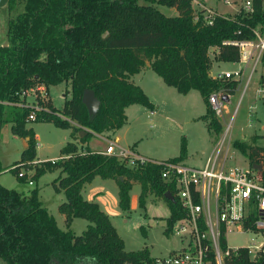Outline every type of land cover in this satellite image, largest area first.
I'll return each instance as SVG.
<instances>
[{
	"label": "trees",
	"instance_id": "obj_1",
	"mask_svg": "<svg viewBox=\"0 0 264 264\" xmlns=\"http://www.w3.org/2000/svg\"><path fill=\"white\" fill-rule=\"evenodd\" d=\"M263 1L251 0L250 14L230 17L216 13L208 24L203 20L204 10L194 11L192 0H22V9L7 19L6 45L0 44V129L12 122V133L28 138L14 164H26L36 155L34 131L26 128L29 109H11L9 114L6 110L17 106L23 89L35 81L47 86L64 82L63 107L58 110L51 104V110L37 113L34 121L71 128L74 136L84 129L79 139L86 142L93 134L120 128L126 122L128 105L153 109L142 88L130 79L147 63L177 92L199 91L206 105L199 119L219 134L222 125L209 105V95L233 94L239 82L212 77L209 54L213 51L221 62H237L238 48L224 42L253 38L252 29L264 25ZM16 4L17 0H8V10H16ZM157 5L173 7L177 14L167 15ZM85 89H91L99 100L94 115L82 101ZM232 146L249 163L263 159L264 147L239 140ZM61 154L67 157L42 161L35 167L33 179L60 168L52 185L66 198L58 206L66 228L59 227L42 204L37 187L24 193L0 183V260L6 264H153L147 248L124 250L109 216L96 202L84 199L81 191L95 176L113 179L119 208L125 212L130 207L129 191L138 183L141 208L150 192L167 203V233L183 213L177 199L170 201L164 196L167 191L172 193L173 187L160 179V166L147 163L130 167L103 151L79 152L72 142L61 148ZM186 155L183 139L179 154L171 160H184ZM73 218L88 222L79 235L70 228ZM226 264H264V253L254 261L247 249L240 248Z\"/></svg>",
	"mask_w": 264,
	"mask_h": 264
},
{
	"label": "rangeland",
	"instance_id": "obj_2",
	"mask_svg": "<svg viewBox=\"0 0 264 264\" xmlns=\"http://www.w3.org/2000/svg\"><path fill=\"white\" fill-rule=\"evenodd\" d=\"M229 1L230 3H226L224 0H209V4L214 6L219 14L225 16L231 17L236 13L243 12L242 5L245 0ZM16 5V10L12 12L8 10L7 4L4 9H0V43L5 38L7 19L15 15L16 11L22 9V0H17ZM157 6L162 12L169 14L170 7ZM196 11L198 12L199 8H196ZM209 57L212 76L219 71L235 70L237 68V64L234 62L218 61L213 51H210ZM248 72V69L243 71L242 77L245 76V79L238 89L224 101L227 111L220 116L216 115L221 122L222 130L215 135L207 128L206 122L198 118L206 110V105L199 91L193 90L189 94H181L174 87L166 85L162 78L152 71L149 75H151L150 79L156 83L154 84L155 89L151 93L153 99H155L156 112L152 116L148 115V108L145 112L136 115L130 112L129 121L119 131L120 143L122 145L130 144L128 148L136 143L143 154L154 156L158 160H166L179 154L181 141L184 139L189 159H185L183 162L189 165H201L210 153L212 145L216 143L215 140L219 141L226 134L220 157L222 158V155H225L224 166H250L246 156L232 146L234 140H239L255 147H264V101L254 96L255 82L257 81L256 72L253 74L246 91H244ZM66 87L64 82L48 85L50 99L46 105L50 109L51 104L58 110L63 107ZM69 96L68 94L67 97ZM11 109L20 110L21 108L19 106H8L6 108L8 114ZM7 124L5 123L1 127L0 133V180L7 185H11L7 188H14L21 192L24 191V193H28L34 187L39 188L43 205L51 210L55 216H59V212L55 209L56 203L59 202L57 200L58 195L52 185V181L57 174L52 172L53 170L46 171L37 180L34 179V182L37 181V185H29L26 181H19L16 173L9 169L11 168L9 167L10 164L12 165L14 161L20 159L22 140L13 136ZM26 124L27 127L33 128L35 135L38 137L36 141V161L33 159L26 163L30 176L34 173V168L41 164L39 161L67 157L61 155V148L70 140L68 128L58 127L52 122L28 121ZM106 137L109 139L114 138L112 135ZM92 139L91 146L94 147L95 142ZM102 143L104 149L107 146L106 138H103ZM59 155L61 156L59 157ZM262 158L258 163H264V156ZM56 170L60 171V168H56ZM139 192L140 185L136 184L131 194ZM146 198V209L141 208L137 201H132L128 211L118 210V213L111 217V221L124 242L125 251H137L147 248L153 257L165 256L171 250L179 247L178 236L173 230H169L167 233L164 231L167 225L166 217L168 216L165 202L151 192L147 194ZM145 213L147 214L145 215ZM57 222L59 227L64 229L63 220ZM87 223L85 219L76 218L70 228L76 234H81ZM254 240L252 235L232 232L227 234V242L232 247L247 245ZM0 264H6V262L0 260Z\"/></svg>",
	"mask_w": 264,
	"mask_h": 264
},
{
	"label": "built area",
	"instance_id": "obj_3",
	"mask_svg": "<svg viewBox=\"0 0 264 264\" xmlns=\"http://www.w3.org/2000/svg\"><path fill=\"white\" fill-rule=\"evenodd\" d=\"M230 3L229 0H224ZM242 13L253 10L251 0H245ZM216 12L204 9L203 20L212 23ZM253 38L225 41L224 44L238 48L239 59L235 70L219 71L212 77L238 81L245 79L244 91L253 74L257 73L254 96L264 101V25L253 29ZM249 67V68H247ZM259 74V75H258ZM228 94L221 92L209 95V105L215 115L227 111L224 101ZM17 106L28 108L27 121H34L37 113L50 111L48 86L35 81L23 89ZM103 153L113 155L130 167L147 163L159 165L160 179L171 184L174 199H177L183 215L176 218L171 226L179 240V247L165 256L153 257V264H226V259L240 248L247 249L251 260L256 261L264 253V179L262 171L252 164L248 167H225V155L221 149L225 136L217 142L214 151L205 158L201 166L189 165L183 160H158L136 153L132 148L120 147L114 139H106ZM228 149V148H227ZM55 160V159H54ZM52 160V161H54ZM25 163L13 164L18 177H24L29 185L34 184L33 174H28ZM247 234L254 241L242 246H229L228 233ZM223 239V242H222Z\"/></svg>",
	"mask_w": 264,
	"mask_h": 264
},
{
	"label": "crops",
	"instance_id": "obj_4",
	"mask_svg": "<svg viewBox=\"0 0 264 264\" xmlns=\"http://www.w3.org/2000/svg\"><path fill=\"white\" fill-rule=\"evenodd\" d=\"M234 2V1H233ZM6 7V5L5 6H2V7H0V9H4ZM158 7V6H157ZM192 7H193V9H194V11L195 12H197L196 11V8H199V11L200 10H204V9H211V10H213V11H215L217 14H219L218 13V11L216 10V8L214 7V6H212L211 4H209V0H192ZM160 9V8H159ZM263 9H264V7H263ZM198 11V12H199ZM166 14V13H165ZM177 14V11H176V9L175 8H173V7H170V9H169V14H167V15H176ZM221 14V13H220ZM222 15V14H221ZM6 43V34H5V38H3V40L1 41V45H3V44H5ZM221 62V61H220ZM152 69L150 68V66H149V63H147L146 64V66H144L139 72H137V73H135V74H133L132 76H131V80L136 84V85H138V86H140L141 88H142V90L144 91V93L148 96V98H149V100L153 103V109L152 110H148V115L149 116H152V115H154L155 114V112H156V109H157V107H156V105H155V103H154V100L155 99H153V97H152V91H153V89H155V86H154V84H156V83H154L151 79H150V76L151 75H149V74H151V72L153 71H151ZM163 80V79H162ZM166 84V83H165ZM167 85V84H166ZM239 85L240 84H238L237 85V87H236V90L238 89V87H239ZM193 90H195V89H191L187 94H189L191 91H193ZM235 90V91H236ZM245 91H246V89H245ZM244 92V91H243ZM224 94H227V93H224ZM229 95H231V94H228V96ZM228 96L226 97V96H224V98H227L228 99ZM226 99V100H227ZM125 115H126V122L120 127V128H118V129H116V130H113V131H106V132H103V133H100V134H93L91 137H90V139L88 140V141H86V142H81L80 141V139H79V137H81V136H83L84 134H82V135H80L79 133H77L75 136L74 135H72L71 134V128H68V130L70 131V140L69 141H67V142H72V143H74L75 145H76V149H77V151H79V152H86V151H97V152H101V151H103L104 149H103V143H102V140H103V138H106V139H109V138H107L106 136H114V140L116 141V143L120 146V147H123V148H128L129 147V145L130 144H121L120 143V135H119V131H121L122 130V128H123V126L129 121V114H130V112H131V114H134V115H136L137 113L139 114V113H143V112H145L146 111V107L145 106H143V105H140V104H131V105H128L127 107H125ZM203 115V114H202ZM200 117V116H199ZM198 117V118H199ZM204 121V120H203ZM72 124H75L76 125V122H74V121H70ZM8 127H9V129H10V131H11V125H12V122H9L8 124ZM27 125V124H26ZM26 128H29V127H27L26 126ZM33 129V128H32ZM34 131V130H33ZM12 132V131H11ZM0 133H1V129H0ZM13 134V133H12ZM34 134H35V132H34ZM13 136L14 137H18V138H20L22 141H21V143H22V145H21V152L27 147V137H21V136H18V135H16V134H13ZM223 136H225V138H226V134H224ZM93 138V139H92ZM35 139H36V141L38 140V137L35 135ZM91 139L92 140H94V142H95V146L94 147H92L91 146ZM215 140V139H214ZM216 141V143L214 144V145H212V148H211V151H210V153L208 154V155H210L213 151H214V149H215V147H216V144H217V141L218 140H215ZM132 147V149L136 152V153H138L139 155H142V156H144V157H147V158H152V159H157L156 157H154V156H149V155H147V154H143V152H141V150H139V145L138 144H136V143H134L133 144V146H130V148ZM260 147H262V146H260ZM62 155V154H61ZM61 155H59V157L61 156ZM207 155V156H208ZM206 156V157H207ZM176 157V156H175ZM57 159V158H56ZM185 159L187 160V159H189V155L187 154L186 155V157H185ZM184 159V160H185ZM16 161H18V160H16ZM16 161H14L13 163H15ZM34 161H36V155H35V158H34ZM205 161V160H204ZM39 162H42V161H39ZM204 163V162H203ZM202 163V164H203ZM201 164V165H202ZM251 164V163H250ZM264 163L262 162V168H263V165ZM13 165V164H12ZM11 164L9 165V167H11L12 166ZM192 165H195V164H192ZM201 165H195V166H201ZM249 165V164H248ZM10 169V168H9ZM34 170H35V168H34ZM52 172H54V173H56L57 175L55 176V178H57L58 177V175L60 174V171H58V170H56V169H54ZM34 174V173H33ZM45 174V173H44ZM54 178V179H55ZM53 179V180H54ZM24 182H25V180H24ZM0 183L3 185V186H5V187H11V185H7V184H5V183H3L1 180H0ZM34 184H36L37 185V181L36 182H34ZM136 184H138V183H134L133 185H132V188L130 189V191H129V195H130V203L132 202V201H134V202H138V196H139V193H135V194H131V191H132V189L135 187V185ZM38 190H39V188H38ZM140 190H141V188H140ZM22 192H24V191H22ZM29 192V191H28ZM57 192V191H56ZM57 195H58V197H57V200L59 201V202H57L56 203V211H58V206H59V204H61L63 201H65L66 200V198H65V195H64V193L62 192V191H58L57 193H56ZM81 194H82V196H83V198L84 199H86V200H89V201H94V202H96L98 205H99V207H100V209L101 210H103L108 216H109V218H110V221H111V217L112 216H114L115 214H117L118 213V210H121L120 208H119V205H118V187H117V185H116V182L113 180V179H109V178H107V179H104V178H101L100 176H95L93 179H92V181L91 182H89V183H86L85 185H84V187L82 188V191H81ZM149 194V193H148ZM155 196V195H154ZM157 197V196H156ZM157 198H159V197H157ZM39 199H40V194H39ZM146 199L147 198H145V205H144V209H146ZM159 199H161V198H159ZM40 201H41V199H40ZM162 201H164L163 199H162ZM42 202V201H41ZM165 202V201H164ZM43 204V203H42ZM151 204H153L152 202H151ZM161 204H163V203H161ZM165 206L167 207V209H168V216H169V214H170V210H169V208H168V205H167V203L165 202ZM46 207V206H45ZM47 208V207H46ZM47 210L55 217V219H56V221H58V220H63V222H64V229L66 228V221H65V216L63 215V214H61L59 211V216L57 215V216H55V214H53L52 212H51V210H49L48 208H47ZM122 211V210H121ZM147 213H145V215H146ZM167 216V217H168ZM167 217H166V219H167ZM76 218H73L72 219V221H71V223H70V227H71V225L73 224V222H74V220H75ZM58 223V222H57ZM111 223L113 224V222L111 221ZM88 224V223H87ZM87 224H86V227H87ZM114 226V225H113ZM86 227H85V229H86ZM115 227V226H114ZM63 229V228H62ZM72 229V228H71ZM84 229V230H85ZM73 230V229H72ZM83 230V231H84ZM82 231V232H83ZM77 235H79V234H77ZM149 253H150V251H149ZM150 256L151 257H153L151 254H150Z\"/></svg>",
	"mask_w": 264,
	"mask_h": 264
},
{
	"label": "water",
	"instance_id": "obj_5",
	"mask_svg": "<svg viewBox=\"0 0 264 264\" xmlns=\"http://www.w3.org/2000/svg\"><path fill=\"white\" fill-rule=\"evenodd\" d=\"M8 0H0V7L5 6L7 4ZM3 45H6L3 44ZM82 101L85 104L88 112L91 115H94L96 113V111L98 110L99 107V100L95 97L94 92L91 89H85L83 94H82ZM86 132V130H81L80 131V135L84 134ZM252 167H254L257 170H261L262 169V165L261 164H252ZM165 198L170 200V201H174V197L172 196V194L167 191L164 194Z\"/></svg>",
	"mask_w": 264,
	"mask_h": 264
}]
</instances>
